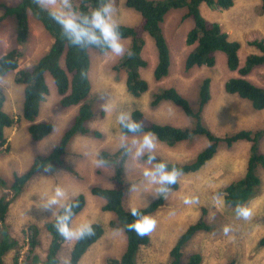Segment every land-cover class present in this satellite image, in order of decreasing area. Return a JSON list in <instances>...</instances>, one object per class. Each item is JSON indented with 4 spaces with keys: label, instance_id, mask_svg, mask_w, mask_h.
<instances>
[{
    "label": "rangeland",
    "instance_id": "obj_1",
    "mask_svg": "<svg viewBox=\"0 0 264 264\" xmlns=\"http://www.w3.org/2000/svg\"><path fill=\"white\" fill-rule=\"evenodd\" d=\"M19 0H0V17L5 13L6 6H14ZM74 6L78 0H73ZM116 19L119 24L135 25L140 15L126 7V0H115ZM261 0H235L230 9L211 8L202 5L203 15L219 22L232 40L240 41L241 64L251 53H260L250 44L255 40H264V13L260 8ZM185 10L171 12L163 30L171 50L172 65L170 74L162 81H155L153 71L157 63V51L154 41L146 37L143 57L149 66L142 70V76L149 82V90L140 98L132 97L126 89V73L115 68L121 57H104L97 50L90 51L91 65L89 76L92 84V96L101 105L112 102L110 111H106L104 119L95 120L91 126L102 133L101 138L80 136L73 140L66 156L77 174L70 175L58 171L48 176H40L31 181L24 192L14 198V193L0 187V197L11 201V210L7 224L13 236L22 239L28 224H36L41 230L43 246L38 253L44 257L49 244V235L44 229L46 221L51 219V211L45 212L41 204L52 195L56 186L68 191L70 200L80 193L87 199L85 209L75 217L72 226L81 223H101L105 226V235L91 247L80 264H106L110 257H119L126 247V236L123 231L111 228L109 223L115 219L111 212L103 210L104 200L91 195L95 186H110L111 168H97L93 160L105 149L114 151L120 147L119 123L117 115L120 111L132 112L142 110L146 116L160 124L190 126L191 121L183 111L170 102L152 106L153 94L164 88L174 87L184 95L197 109L198 86L205 77L212 78V100L205 110L207 124L217 134L240 130H257L264 128V110L255 111L251 105L236 96L224 92V83L237 72L227 69L223 56H219L213 68H194L185 70L187 55L193 46L186 43V36L192 27L191 20H182ZM30 33L23 47L20 70L35 64L50 48L52 36L44 29L33 14L30 15ZM16 20L9 16L0 22V57L17 47ZM127 49L130 40L124 39ZM16 72L0 78V85L6 94L5 110L15 118L16 124L6 130L7 144L0 149V174L9 182L15 172L23 173L32 163L37 153H47L59 140L68 126L78 107L61 109L58 107L60 96L56 91L54 80L47 75L50 94L42 103L39 120L54 124L53 133L46 139L34 142L28 133V125L22 118L24 86L15 83ZM254 84L264 87V66L257 67L249 76ZM131 137V136H129ZM205 138H197L191 142L180 143L169 147L158 141L156 154L170 162H186L206 146ZM261 148L264 152V140ZM250 155V144L241 142L233 147L222 145L216 156L199 172L183 174L178 179L179 189L174 192L168 205L153 217L157 221L156 229L149 234L152 244L142 248L137 256V264H169V253L177 238L186 228L197 221L203 209L208 211L211 230L201 232L186 247V256L193 253L202 255L201 264H225L235 260L237 264H264V248L257 250V243L264 236V171H260L263 184L257 195L247 206L252 209V218L248 221L238 219L224 200L223 190L231 182L244 176ZM143 161L133 162L130 158L126 165V178L129 186L136 185V191H130L127 201L128 208H140L152 200L156 194V186L145 188L143 177ZM220 194L223 202L217 204L214 196ZM198 197V203L186 205L185 198ZM230 226L231 231L225 235L223 228ZM75 240L66 241L60 251L61 261H68ZM5 264H14V251L5 258Z\"/></svg>",
    "mask_w": 264,
    "mask_h": 264
},
{
    "label": "trees",
    "instance_id": "obj_2",
    "mask_svg": "<svg viewBox=\"0 0 264 264\" xmlns=\"http://www.w3.org/2000/svg\"><path fill=\"white\" fill-rule=\"evenodd\" d=\"M100 0H78L75 7L84 12L98 6ZM202 5L211 8L230 9L235 5V0H126V7L136 11L140 20L135 25L119 24L124 39L130 40L128 52L121 57L115 68L126 73V89L135 98H140L148 92L149 82L142 76V70L149 66L143 57L146 46V37L154 41L157 51V63L153 71L155 81H162L171 71L172 58L169 43L163 30L167 16L178 10H185L182 20H191L192 27L187 33L186 43L193 46L187 55L184 66L186 71L194 68H213L217 64V55H225L226 66L230 72H237L238 76L229 78L224 83V92L247 101L253 110H264V87L254 84L247 78L257 67L264 66V40L250 42L260 53H251L245 63L241 64L240 41L232 40L223 30L221 24L207 19L202 13ZM261 10L264 13V0H261ZM33 14L40 21L44 29L52 36L53 43L49 50L32 66L20 68L23 56V47L30 33V15ZM12 16L16 20V41L18 46L0 57V78L16 72L15 83L24 86L22 118L29 123L28 133L34 142H39L49 137L55 127L49 121L39 120L42 103L50 94L47 75L54 80L56 91L60 96L58 107L68 109L78 107L76 114L70 120L57 143L45 154L37 153L27 170L23 173L15 172L13 180L7 181L0 174V187L14 193V198L21 195L28 184L40 176H50L58 171H65L76 175L75 168L70 165L66 156L73 140L80 136L101 138L102 133L92 128L91 124L97 119H104L106 111L103 102L97 101L92 96V84L89 76L91 58L90 51L96 48L81 49L70 45L62 38L60 26L51 19L48 12L34 3V0H19L14 6H6L5 13L0 17V22ZM101 53V52H100ZM212 100V78L205 77L198 86V102L195 109L191 102L176 88L169 87L153 94L152 106L156 107L164 102H170L183 111L191 121L190 126H175L160 124L149 119L146 114L135 109L131 112L132 118L143 124V131H152L158 141L169 147L180 143L191 142L197 138H205L207 144L196 156L186 162H170L156 154L157 161L168 164L169 170L173 166L182 170L183 174L199 172L218 153L222 145L233 147L238 143L250 144V155L246 172L240 179L231 182L225 187L224 200L226 205L235 212L237 203L247 205L257 195L263 181L260 171H264V152L261 148L264 140V128L257 130H240L231 133L217 134L207 124L204 113ZM6 94L0 85V149L7 144L6 130L16 124V120L5 110ZM120 132H125L119 125ZM132 136V133H127ZM139 135V134H137ZM103 158L111 168L109 176L110 186H95L90 190L91 195L104 200L103 210L115 215L109 223L111 228L122 230L126 236V247L119 257H110L106 264H137V256L142 248L152 244L150 235L143 238L134 231L127 229V224L135 218L131 215V208L127 207L130 196V186L126 178V165L129 157L124 149L119 147L114 151L101 150L97 159ZM146 159V157H145ZM51 164L53 171L46 172L45 166ZM171 192L167 198L155 194L154 198L143 207L137 208L143 215L154 216L165 209L170 196L179 189V182L170 186ZM72 203L74 217L78 216L86 207L87 199L84 193L75 196ZM11 210V201L0 197V264H5L6 256L14 251V264H63L59 258L61 249L66 240L61 237L56 228L55 216L45 222L44 229L50 239L46 254L42 257L38 249L43 246L41 230L36 224H28L24 231V238L19 239L12 235L11 227L6 223ZM62 211V210H61ZM73 222V221H72ZM94 235L81 240H75L71 249L69 264H80L88 253L106 232L101 223H92ZM211 230L208 211L203 209L200 218L189 225L180 234L169 253V264H201L202 255L193 253L186 256V247L201 232ZM264 248V236L257 243V250ZM225 264H237L230 260Z\"/></svg>",
    "mask_w": 264,
    "mask_h": 264
},
{
    "label": "clouds",
    "instance_id": "obj_3",
    "mask_svg": "<svg viewBox=\"0 0 264 264\" xmlns=\"http://www.w3.org/2000/svg\"><path fill=\"white\" fill-rule=\"evenodd\" d=\"M34 3L48 12L51 19L60 26L62 38L67 40L70 45L81 49L96 48L106 58L109 56L122 57L126 52L129 56L132 55L127 49L116 19L115 0H100L98 6L89 12L77 9L73 0H34ZM111 107V101H106L103 105L104 111H110ZM117 122L122 129L126 130L120 135V147L124 149L125 155L133 162L143 161L142 174L145 188L155 185V192L167 198L172 190L170 186L175 185L183 175L182 170L175 166L169 170L166 162L157 161L158 139L156 134L152 131H143V124L134 120L130 112L120 111L117 115ZM127 133L133 135L129 137ZM108 163L103 158L93 160V164L97 168L106 167ZM45 171H53L52 165L47 164ZM136 190L137 186L131 185L130 191ZM214 200L220 204L223 202V197L216 194ZM198 202V197L185 198L184 200L186 205ZM40 207L45 212L51 211L52 216H55L54 227L66 241L81 240L94 235V229L90 223L72 226L73 208L79 207V205L70 202L68 191L65 188L56 186L52 195ZM235 213L238 219L245 221L250 220L253 215L251 207L240 203H237ZM131 215L135 219L126 227L129 231H134L137 236L143 238L156 229L157 221L154 217L143 215L137 208L131 209ZM230 231V226L226 225L223 228L225 235ZM63 264H69V262L64 261Z\"/></svg>",
    "mask_w": 264,
    "mask_h": 264
},
{
    "label": "crops",
    "instance_id": "obj_4",
    "mask_svg": "<svg viewBox=\"0 0 264 264\" xmlns=\"http://www.w3.org/2000/svg\"><path fill=\"white\" fill-rule=\"evenodd\" d=\"M219 56H223L224 57V60L226 61V59H225V55L224 54H222V53H219L218 55H217V58H219ZM105 203V202H104ZM124 233V232H123ZM125 235V234H124Z\"/></svg>",
    "mask_w": 264,
    "mask_h": 264
}]
</instances>
